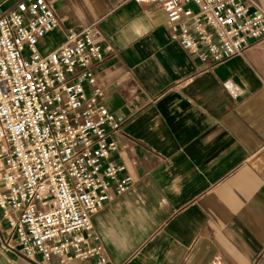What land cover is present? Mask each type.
<instances>
[{
  "label": "crops",
  "instance_id": "0c3cea01",
  "mask_svg": "<svg viewBox=\"0 0 264 264\" xmlns=\"http://www.w3.org/2000/svg\"><path fill=\"white\" fill-rule=\"evenodd\" d=\"M45 1L57 26L42 52L96 25L110 55L97 81L125 120L112 160L133 184L92 218L109 264H264V39L214 65L170 40L157 0ZM104 230L131 246L117 251ZM7 234L0 221V264H42L4 248Z\"/></svg>",
  "mask_w": 264,
  "mask_h": 264
},
{
  "label": "built area",
  "instance_id": "2783aa9c",
  "mask_svg": "<svg viewBox=\"0 0 264 264\" xmlns=\"http://www.w3.org/2000/svg\"><path fill=\"white\" fill-rule=\"evenodd\" d=\"M1 2V0H0ZM167 33L214 65L264 39V10L245 0H157ZM45 0L0 7V221L3 247L42 264H109L92 218L132 179L112 158L125 123L104 105L97 72L110 56L96 25L70 31L56 49Z\"/></svg>",
  "mask_w": 264,
  "mask_h": 264
},
{
  "label": "clouds",
  "instance_id": "9594fccd",
  "mask_svg": "<svg viewBox=\"0 0 264 264\" xmlns=\"http://www.w3.org/2000/svg\"><path fill=\"white\" fill-rule=\"evenodd\" d=\"M145 216H147V213H145ZM144 223H146V220L137 222L135 226L136 230H142ZM104 237L106 241L112 243L116 250L120 252L127 251L132 243V236L130 234L120 236L118 239H114L112 233L104 230Z\"/></svg>",
  "mask_w": 264,
  "mask_h": 264
}]
</instances>
